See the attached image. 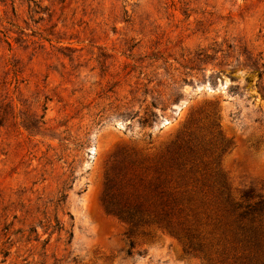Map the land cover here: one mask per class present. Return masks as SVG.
Returning <instances> with one entry per match:
<instances>
[{
	"label": "rangeland",
	"instance_id": "374dc122",
	"mask_svg": "<svg viewBox=\"0 0 264 264\" xmlns=\"http://www.w3.org/2000/svg\"><path fill=\"white\" fill-rule=\"evenodd\" d=\"M188 139L264 194V0H0V264H206L103 202Z\"/></svg>",
	"mask_w": 264,
	"mask_h": 264
},
{
	"label": "trees",
	"instance_id": "16d2710c",
	"mask_svg": "<svg viewBox=\"0 0 264 264\" xmlns=\"http://www.w3.org/2000/svg\"><path fill=\"white\" fill-rule=\"evenodd\" d=\"M121 154L106 180L109 213L177 236L206 264H264V194L234 193L216 162L199 161L193 140Z\"/></svg>",
	"mask_w": 264,
	"mask_h": 264
}]
</instances>
